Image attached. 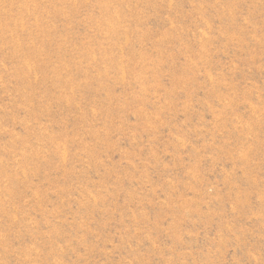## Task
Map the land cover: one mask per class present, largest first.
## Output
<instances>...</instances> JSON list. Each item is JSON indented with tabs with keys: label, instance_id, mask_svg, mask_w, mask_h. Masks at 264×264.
Masks as SVG:
<instances>
[{
	"label": "rangeland",
	"instance_id": "1",
	"mask_svg": "<svg viewBox=\"0 0 264 264\" xmlns=\"http://www.w3.org/2000/svg\"><path fill=\"white\" fill-rule=\"evenodd\" d=\"M0 264H264V0H0Z\"/></svg>",
	"mask_w": 264,
	"mask_h": 264
}]
</instances>
